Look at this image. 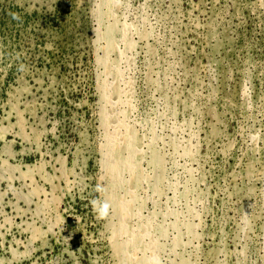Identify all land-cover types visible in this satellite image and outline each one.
Segmentation results:
<instances>
[{
    "label": "rangeland",
    "instance_id": "1",
    "mask_svg": "<svg viewBox=\"0 0 264 264\" xmlns=\"http://www.w3.org/2000/svg\"><path fill=\"white\" fill-rule=\"evenodd\" d=\"M0 264H264V0H0Z\"/></svg>",
    "mask_w": 264,
    "mask_h": 264
}]
</instances>
